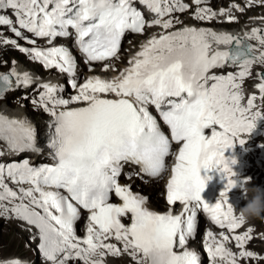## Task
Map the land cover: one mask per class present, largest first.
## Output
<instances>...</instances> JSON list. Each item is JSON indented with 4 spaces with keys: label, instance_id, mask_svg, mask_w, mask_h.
<instances>
[{
    "label": "snow or ice",
    "instance_id": "obj_1",
    "mask_svg": "<svg viewBox=\"0 0 264 264\" xmlns=\"http://www.w3.org/2000/svg\"><path fill=\"white\" fill-rule=\"evenodd\" d=\"M204 2L195 0L197 5ZM140 3L156 14L152 26L168 30L179 23L163 19L177 10L173 0H140ZM187 8V4H181L179 11ZM7 10H11L15 21L3 14ZM206 13L210 9H199L196 18L211 19L215 15ZM145 23L132 0H0V26H7L15 37L36 45L35 39L24 34L26 31L34 37L47 38L48 44L53 45L57 38L69 37L72 29L88 63L117 58L125 34L142 33ZM262 32L253 29L246 35L264 45ZM210 36L217 45L234 43L235 47L232 51H213ZM0 44L18 47L45 68L69 74L73 77L71 87H78L74 79L76 62L67 47H20L17 40L2 34ZM251 52L250 45L231 35L184 27L153 36L119 77L90 78L79 86V94L70 99L58 97L59 88L55 84L41 85L39 104L54 117L47 144L55 163L33 167L25 159L21 163L0 164V202L11 204V207L0 204L3 214L12 213L38 230L39 248L51 264H68L70 259L104 264L106 254L121 252L129 253L136 264H200L198 253L187 250L186 244L195 232L201 208L221 228L235 230L244 223L236 218L229 199H219L212 205L202 198L212 177L202 176L201 170L224 173L228 182L221 197L242 182L234 179L232 166L236 160L227 158L225 152L234 147L241 134L251 133L258 119L264 118L260 112L248 115L255 107L256 96L244 106L242 84L237 82L250 75L254 60L264 62V52L258 58L251 56ZM227 64L239 66L241 71L209 75L211 69ZM104 67L109 70L112 66L106 63ZM261 79L264 81V73ZM31 83L29 74H20L13 68L8 74H0V94L14 85L27 87ZM256 87L264 94V82ZM107 93L120 98L106 99L99 95ZM81 101L88 102L87 106L68 107ZM148 105H154L170 127L171 140L161 131ZM58 108L65 110L57 111ZM206 129L211 130L210 136L205 134ZM0 140L18 153L41 150L36 144V130L29 122L3 114H0ZM172 141L182 142V147L167 184V202L184 205L179 215L149 210L145 197L118 182L123 166L128 163L140 165L150 177H159L166 169ZM238 142L243 145L246 141ZM3 155L0 151V156ZM6 177L30 187H20L18 193L5 183ZM113 193L121 204L110 202ZM80 208L90 212L83 239L77 237L74 227L80 219ZM129 216L131 222L126 225L122 220ZM207 235V252L212 259L219 255L228 264H236L235 255L213 233L209 231ZM111 238L122 242V249L106 242ZM248 238L247 234L234 237L239 247ZM240 256L254 257V254L244 251ZM0 264L21 262L13 259Z\"/></svg>",
    "mask_w": 264,
    "mask_h": 264
},
{
    "label": "clouds",
    "instance_id": "obj_2",
    "mask_svg": "<svg viewBox=\"0 0 264 264\" xmlns=\"http://www.w3.org/2000/svg\"><path fill=\"white\" fill-rule=\"evenodd\" d=\"M248 182H238L234 188H240L244 193L247 204L242 209H235L233 207V212L238 220H243L247 222L252 218H259L264 214V190L258 186L249 187ZM223 199H229L228 193L221 197Z\"/></svg>",
    "mask_w": 264,
    "mask_h": 264
},
{
    "label": "rangeland",
    "instance_id": "obj_3",
    "mask_svg": "<svg viewBox=\"0 0 264 264\" xmlns=\"http://www.w3.org/2000/svg\"><path fill=\"white\" fill-rule=\"evenodd\" d=\"M23 64L25 63L23 62ZM22 240L23 239H21V236L14 228L8 230L5 227L0 226V242L5 244L4 245L5 254L11 255L15 253H20L23 247L21 246Z\"/></svg>",
    "mask_w": 264,
    "mask_h": 264
},
{
    "label": "bare ground",
    "instance_id": "obj_4",
    "mask_svg": "<svg viewBox=\"0 0 264 264\" xmlns=\"http://www.w3.org/2000/svg\"><path fill=\"white\" fill-rule=\"evenodd\" d=\"M258 27V26H257ZM231 33H233V34H239V35H242V30L241 29H231ZM251 39V38H250ZM252 49H253V47H254V44H252ZM16 59H18V60H20L19 58H16ZM25 64H23V62L21 61V63L19 64V67L21 68V69H24L25 68V66H24ZM234 68H236L237 66H233ZM6 106H8V104L7 103H1L0 102V111H2V112H9V113H16V112H18V113H23V111H24V109H22V108H20V107H15V108H7ZM233 159H235L236 160V162H237V158L236 157H234ZM236 164V163H235ZM234 164V165H235Z\"/></svg>",
    "mask_w": 264,
    "mask_h": 264
}]
</instances>
